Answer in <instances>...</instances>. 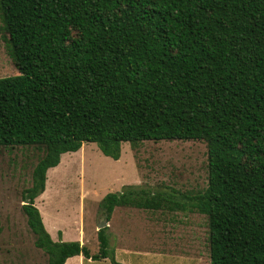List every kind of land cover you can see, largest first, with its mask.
<instances>
[{
	"label": "trees",
	"instance_id": "trees-1",
	"mask_svg": "<svg viewBox=\"0 0 264 264\" xmlns=\"http://www.w3.org/2000/svg\"><path fill=\"white\" fill-rule=\"evenodd\" d=\"M1 29L19 74L0 77V147L39 159L22 191L46 264L110 258L53 240L35 199L62 154L95 142L201 140L208 184L171 194L128 185L100 202L191 210L207 218L210 264H264V0H0Z\"/></svg>",
	"mask_w": 264,
	"mask_h": 264
},
{
	"label": "rangeland",
	"instance_id": "rangeland-1",
	"mask_svg": "<svg viewBox=\"0 0 264 264\" xmlns=\"http://www.w3.org/2000/svg\"><path fill=\"white\" fill-rule=\"evenodd\" d=\"M1 26V22H0ZM0 27V77L19 74ZM39 152L31 146L0 147V264H46L34 244L23 212L22 191L31 185ZM208 184V148L201 140H144L121 145V156L105 155L84 142L62 154L47 172L45 190L35 199L53 240L80 241L99 251V228L106 221L103 197L134 185L153 191L196 193ZM108 249L122 264H210L205 215L191 210H149L117 206L107 225ZM65 264H113L110 258L70 257Z\"/></svg>",
	"mask_w": 264,
	"mask_h": 264
},
{
	"label": "water",
	"instance_id": "water-1",
	"mask_svg": "<svg viewBox=\"0 0 264 264\" xmlns=\"http://www.w3.org/2000/svg\"><path fill=\"white\" fill-rule=\"evenodd\" d=\"M24 203H30V200H26ZM107 220L104 222L99 223L98 228L101 229L102 227L107 225Z\"/></svg>",
	"mask_w": 264,
	"mask_h": 264
}]
</instances>
